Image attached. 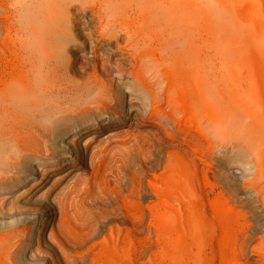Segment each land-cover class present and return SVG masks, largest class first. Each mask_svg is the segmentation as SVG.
<instances>
[{
	"label": "bare ground",
	"instance_id": "bare-ground-1",
	"mask_svg": "<svg viewBox=\"0 0 264 264\" xmlns=\"http://www.w3.org/2000/svg\"><path fill=\"white\" fill-rule=\"evenodd\" d=\"M207 5L0 0V264L108 260L134 238L106 225L111 214L148 234L182 219L202 249L211 216L222 223L221 203L237 201L231 172L252 173L264 203V98L251 92L262 85L209 75ZM83 15L98 39L80 82L84 67L53 54ZM120 38L127 56L104 57Z\"/></svg>",
	"mask_w": 264,
	"mask_h": 264
},
{
	"label": "rangeland",
	"instance_id": "rangeland-1",
	"mask_svg": "<svg viewBox=\"0 0 264 264\" xmlns=\"http://www.w3.org/2000/svg\"><path fill=\"white\" fill-rule=\"evenodd\" d=\"M85 1L87 0H82ZM207 4L208 34L205 64L208 66L209 75L212 76L213 70L218 67L226 79L234 78L246 85L259 82L258 86L262 85V90L257 85L256 88L259 89L255 90L252 85L251 92L253 91L252 94L257 97L264 98V35L256 30L262 25L261 22H255L257 15H264V0H207ZM57 12V8L51 11L54 16ZM77 25L76 28L71 27L70 35L58 46L60 54L54 53L53 56L58 62L68 63L75 60L78 65H82L84 67L80 70L82 73L79 71L78 75L74 76L75 80L81 82L92 71L90 67L92 60L88 54L93 44H97L98 22L92 15H83ZM125 45H129L128 49L131 50L130 45L133 44H126L121 38L103 43V56H107L106 58L111 61L124 58L127 54L120 52L117 47ZM84 57L88 59L85 61ZM85 64L87 66H84ZM246 85H242V90ZM243 158L247 156L244 155ZM253 178L252 173L240 176L233 172L229 174L228 183L234 187L237 201L231 204L221 203L219 208L222 223H218V218L216 220L215 216H211V221L206 226L208 228L206 244L202 249L190 236L187 225L185 223L182 225L181 218V222L178 218L176 222H173L174 219L172 222L168 219L170 222L167 220L169 224L167 222L165 225L166 220H163L162 224L151 222L154 232L148 234L146 230L143 232L131 230L129 225L122 224L116 219L117 215L111 214L106 225L115 226L134 238L131 243L125 242V245L117 247L115 252L109 255L108 260L104 257L105 259L98 263L108 264L109 261L112 264H264V203L258 198L257 192L250 189L254 185V182L250 181ZM230 195L228 194V200L232 198V194ZM153 200L147 196L142 203L145 205ZM223 223L225 231L222 229ZM97 241L101 246H110V242L103 241L101 237ZM41 250L45 256L47 250L43 247ZM86 263L87 260H84L80 264Z\"/></svg>",
	"mask_w": 264,
	"mask_h": 264
}]
</instances>
